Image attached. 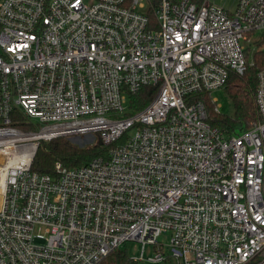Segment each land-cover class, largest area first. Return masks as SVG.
Segmentation results:
<instances>
[{
	"label": "built area",
	"instance_id": "built-area-1",
	"mask_svg": "<svg viewBox=\"0 0 264 264\" xmlns=\"http://www.w3.org/2000/svg\"><path fill=\"white\" fill-rule=\"evenodd\" d=\"M261 32L264 0L233 12L212 0H0V264H99L129 242L141 244L137 262L253 264L264 254V69L245 132L212 127L196 95L243 76ZM144 86L156 95L128 114ZM87 135L108 155L32 170L41 142Z\"/></svg>",
	"mask_w": 264,
	"mask_h": 264
},
{
	"label": "trees",
	"instance_id": "trees-1",
	"mask_svg": "<svg viewBox=\"0 0 264 264\" xmlns=\"http://www.w3.org/2000/svg\"><path fill=\"white\" fill-rule=\"evenodd\" d=\"M264 34L253 38L246 54L248 68L243 76L231 74L226 86L228 95L234 104V117L222 115L217 112L216 104L208 94H197V98L205 101L208 123L226 136L245 132L259 121V112L256 104V91L258 87V74L264 69ZM157 88L144 86L137 94H128L129 113L133 114L146 107L156 95ZM13 117L14 125L23 129L28 126L19 113ZM124 135L115 145L126 140ZM78 144L75 138L61 137L50 142H41L33 161L32 170L41 174L55 175V164L62 163L66 168H77L88 164L93 159L108 155L109 148L105 147L100 139L94 138L86 144ZM99 264H140L134 261L127 250L121 248L113 251Z\"/></svg>",
	"mask_w": 264,
	"mask_h": 264
},
{
	"label": "rangeland",
	"instance_id": "rangeland-1",
	"mask_svg": "<svg viewBox=\"0 0 264 264\" xmlns=\"http://www.w3.org/2000/svg\"><path fill=\"white\" fill-rule=\"evenodd\" d=\"M238 2H239V0H212V3H214L215 5L220 6L222 8H225L226 10H228L230 12H233V11L236 10V8L238 6ZM261 35H263L262 32L258 33V34H255V36L253 38L260 37ZM251 42H252V39H251ZM251 42L247 45L248 47H250ZM263 50H264V47H263ZM212 98L216 102V106L218 108V111L222 115L229 116V117H234V114H235L234 104H233V101L231 100L230 96L228 95V92H227L226 88L214 91L212 93ZM125 109H126V111L129 110L128 101L125 104ZM34 123L38 124V120L34 121ZM92 139H93V136L87 135V136L76 137L75 141L78 144L80 143V144H83V145H92V143L91 144H86L87 141H92ZM170 237H171L170 232L164 233L159 238V242L162 245L167 246L169 244V242H170ZM121 249L127 250L128 254H129V256L131 258H137V257H139L141 255V244H137V243H134V242H129L126 245L122 246ZM151 256H154V254H151ZM263 260H264V254L258 256L255 259V261L253 262V264L260 263ZM140 264H153V263H149V262H146V261H140ZM164 264H175V262L164 263Z\"/></svg>",
	"mask_w": 264,
	"mask_h": 264
},
{
	"label": "bare ground",
	"instance_id": "bare-ground-1",
	"mask_svg": "<svg viewBox=\"0 0 264 264\" xmlns=\"http://www.w3.org/2000/svg\"><path fill=\"white\" fill-rule=\"evenodd\" d=\"M4 161L2 155H0V164H1V167H0V199H1V194H2V187L4 186V180H5V167H3L4 163L2 162Z\"/></svg>",
	"mask_w": 264,
	"mask_h": 264
}]
</instances>
